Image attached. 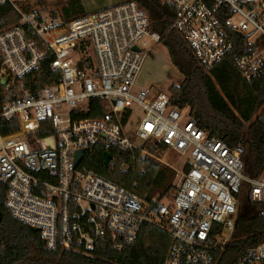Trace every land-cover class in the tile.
Segmentation results:
<instances>
[{"label":"built area","instance_id":"2783aa9c","mask_svg":"<svg viewBox=\"0 0 264 264\" xmlns=\"http://www.w3.org/2000/svg\"><path fill=\"white\" fill-rule=\"evenodd\" d=\"M6 1L12 3L0 5ZM160 3L175 9L167 32L203 69L233 52L239 35L247 49L236 61L242 77L264 74V0ZM12 7L19 20L0 31V184L6 210L35 230L45 249L91 250L106 240L120 251L150 223L171 238L162 264H215L233 234L244 183L264 217V169L257 179L244 176L243 147L210 137L187 108L171 106L169 93L136 87L144 61L161 44L136 2L70 20ZM94 100L103 114L86 117ZM149 143L185 157L173 169L169 200L145 203L81 166L95 146L139 150V160H154ZM234 264H264V239Z\"/></svg>","mask_w":264,"mask_h":264},{"label":"trees","instance_id":"16d2710c","mask_svg":"<svg viewBox=\"0 0 264 264\" xmlns=\"http://www.w3.org/2000/svg\"><path fill=\"white\" fill-rule=\"evenodd\" d=\"M124 1H134L147 12L151 30L160 36L170 63L183 77L179 85L168 89L171 106L187 108L190 117L210 137L223 140L231 147L241 145L244 149V176L257 179L264 169V74L250 80L242 77L236 61L247 54L243 39L235 35L233 52L206 70L198 65L174 32H167L175 16L174 7L162 5L160 0ZM12 4L6 1L0 5V31L19 20ZM22 9L30 11L31 7L26 5ZM61 14L65 20H70L84 16L85 12L80 0H65ZM90 105L93 108L86 117L103 114L99 101L94 100ZM16 129L17 126L3 128L2 132L10 134ZM51 133L49 129L41 130L38 135ZM145 148L154 155L166 151L160 143H149ZM105 150L102 146H95L85 155L81 166L125 188L145 203L154 198L171 199L174 170L151 158L139 160V150L129 153L115 147L107 149L112 159L105 166L102 160ZM248 192L249 186L244 183L238 194L233 234L224 252L215 254V264L236 263L247 248L264 239V217L260 215L262 205L250 202ZM4 199L5 186L0 184V264H162L171 241L165 231L145 223L136 241L120 251H115L106 240L91 250H48L36 231L11 217L4 207Z\"/></svg>","mask_w":264,"mask_h":264},{"label":"rangeland","instance_id":"374dc122","mask_svg":"<svg viewBox=\"0 0 264 264\" xmlns=\"http://www.w3.org/2000/svg\"><path fill=\"white\" fill-rule=\"evenodd\" d=\"M64 1L65 0H12V3L20 7L29 5L31 9L34 10H44L45 12L61 14V7ZM116 1L117 4L122 2L121 0ZM163 50H165V47L160 44L156 46L148 56L145 61L144 69L136 79L135 84L137 88L151 91L153 94L165 95L168 94L170 86H177L182 82V75L167 60ZM158 51L160 54L156 53ZM185 113H188L187 109ZM154 157L156 158L154 159L155 162L169 167L172 170H180L185 161V157L179 156L171 151L156 154ZM174 181L175 177L173 183Z\"/></svg>","mask_w":264,"mask_h":264},{"label":"crops","instance_id":"0c3cea01","mask_svg":"<svg viewBox=\"0 0 264 264\" xmlns=\"http://www.w3.org/2000/svg\"><path fill=\"white\" fill-rule=\"evenodd\" d=\"M18 1H21V0H18ZM80 1H81V4H82V7H83L85 14L94 13V12H97L99 10H103L105 8H108L110 6L117 4L116 0H80ZM121 1L123 2L124 0H121ZM163 51H164L163 53L165 54L167 60L170 62L167 49L165 48V50H163ZM156 53H159V51ZM145 61L143 63L141 71L144 69ZM141 71H140V73H141Z\"/></svg>","mask_w":264,"mask_h":264},{"label":"water","instance_id":"95a60500","mask_svg":"<svg viewBox=\"0 0 264 264\" xmlns=\"http://www.w3.org/2000/svg\"><path fill=\"white\" fill-rule=\"evenodd\" d=\"M81 157H82V152L78 151L76 154H75V165L79 163V161L81 160ZM102 160H103V163L105 166H108L109 165V162L111 160V154L107 151L103 152L102 154ZM35 232V230H33Z\"/></svg>","mask_w":264,"mask_h":264},{"label":"bare ground","instance_id":"6f19581e","mask_svg":"<svg viewBox=\"0 0 264 264\" xmlns=\"http://www.w3.org/2000/svg\"><path fill=\"white\" fill-rule=\"evenodd\" d=\"M105 152V151H104ZM107 152H109V151H107Z\"/></svg>","mask_w":264,"mask_h":264}]
</instances>
